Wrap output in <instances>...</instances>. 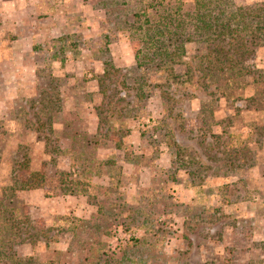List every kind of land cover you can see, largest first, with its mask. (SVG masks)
Here are the masks:
<instances>
[{
  "label": "rangeland",
  "instance_id": "1",
  "mask_svg": "<svg viewBox=\"0 0 264 264\" xmlns=\"http://www.w3.org/2000/svg\"><path fill=\"white\" fill-rule=\"evenodd\" d=\"M101 1L109 15L99 11ZM196 1L179 0L182 13H195ZM218 1L221 22L245 13L249 30L239 36L213 26L197 34L186 18L179 40L164 38L170 56L150 62L140 25L155 21L151 0H80L73 36H57L68 43L63 58H75L64 60L65 76L45 65L37 84L19 87L32 98L10 101L0 114V210L24 219L35 241L16 245L20 255L40 264H264V34L253 30L264 0ZM255 33L243 57L226 51V42ZM222 46L227 56L217 63ZM36 56L41 61L43 51ZM231 61L245 65V74L218 71ZM105 107L98 129L95 115ZM111 111L134 133L119 140ZM161 135L177 143L152 151ZM144 139L147 146L139 144ZM23 155L43 174L42 187L4 189L24 177L15 164ZM6 217L0 213V224Z\"/></svg>",
  "mask_w": 264,
  "mask_h": 264
},
{
  "label": "trees",
  "instance_id": "2",
  "mask_svg": "<svg viewBox=\"0 0 264 264\" xmlns=\"http://www.w3.org/2000/svg\"><path fill=\"white\" fill-rule=\"evenodd\" d=\"M179 0H176L174 3L175 4H165V0H151L150 4L152 7L156 8L155 12L156 15L154 17L155 21L150 23L149 18H146L144 20V22H146L145 27H143V25H140V29H142L143 35H144V39H145V44H147V50L152 51V56L149 59L150 62H153V59L156 57L159 58H163L165 56H170L169 54H167V49H165V41L164 38L167 40H169V43H172L173 41H177L180 39L181 36H183V34H185V29H183L184 27H186V24L184 22L187 21L186 18H188L189 22L188 24L190 25V28H193V31L197 32V34H202L203 32L209 31L213 26L216 27H222L223 29L222 34H225L227 32V30H232L236 33H238V35L240 36L241 33H243L244 30H249V26L247 24L244 23V15L245 13H240L238 15H230L228 17V19L226 21H220L221 20V16H223L225 14L224 9H217L216 11V7L218 5H221L222 3H220L218 0H197L196 1V12L195 13H186V15H184L182 13V9H181V5L178 2ZM107 3L105 1H101V7L99 8L100 12L104 13L105 15H109L110 10H108L107 8ZM214 5V7L212 6ZM262 6L260 7L259 10H261L262 12H264V2L261 4ZM213 7V8H212ZM220 7V6H219ZM241 8L238 9V11ZM70 11H68V14L71 15V17H69V23L71 24V26H73V20L74 19H80V13L81 10H83V8H81V5H73L71 9H69ZM236 16V17H235ZM254 18H256V25L255 28L253 29L254 31H260L257 32L258 34H264V18L259 19V17L261 18V15H254ZM253 18V19H254ZM236 22V27H238V29H232V23ZM217 25H214L216 24ZM242 23H244V27H239L240 25H242ZM192 25V26H191ZM76 28H79V25L77 24L75 26V30ZM139 28V27H138ZM246 32V31H244ZM252 32V31H251ZM221 33V32H220ZM236 36V34H235ZM255 36L256 33L253 34V36L250 38L249 40V36L248 37H244V38H239V41H228L225 43V46L227 47L226 51H230L232 50V54L235 53H239L240 57H243L245 55V53H247L248 48L250 47V45L254 44L255 41ZM173 37H176V39H173ZM236 39V38H235ZM62 41L64 42L65 39L60 37V39L58 37H51L48 42L44 45V49L42 47H37L39 50H43V57L42 60L45 61V65L48 69H52L54 68L55 70L59 71L63 76L65 70V66H63V62L65 61H74L75 58L74 57H68L67 58H63L64 57V53L63 50H65L64 48H66L67 44H61ZM70 45H73V43H70ZM224 46H222L221 48H223ZM235 47V48H233ZM71 48H75L74 46H72ZM51 49H54L53 51H51ZM223 49H218L216 50L217 55L214 59L215 62L217 63H221L222 59H225V57L227 56V52L222 53ZM51 51V52H50ZM53 52V53H52ZM166 55H163L165 54ZM142 54V51L137 49L135 51V60H136V65L138 68L143 69L144 64L143 63V56L141 57L140 55ZM229 55V56H230ZM62 56V57H61ZM53 59V60H52ZM221 59V60H220ZM104 62H102L103 64ZM239 61H235V62H230V64L227 67H221L219 68V72H223V74H230V78H233L234 76L237 77L239 75L245 74V65H243L242 63H239ZM150 64V63H149ZM215 69V68H214ZM108 70L106 65L104 64V71ZM193 69H188L185 72L182 73V75L185 76H189L190 73H192ZM203 70V69H200ZM106 72V71H105ZM247 72V71H246ZM108 73V72H107ZM60 74L59 77H56L58 80H66V78L62 77ZM105 74V73H104ZM181 74V73H180ZM52 75H55L54 72ZM105 76V75H104ZM103 76V77H104ZM178 77H181L178 75ZM54 78V77H51ZM62 78V79H61ZM121 84L123 85V87L125 88L126 85L125 82H121ZM122 87V89L124 90V88ZM129 89V88H128ZM134 90H136L135 92V96H138L139 94L141 95V87L140 85L135 86L134 84ZM100 93H104L105 94V88L101 89L99 91ZM49 101V98H47ZM91 104L90 102H87V105ZM90 114H93V111H90L91 107H88ZM110 109H108V107H105V109H101V111H97L96 115L99 120H97L98 122V129H100V122L104 123L101 119L102 114H104L105 117H107L106 112H108ZM137 113L140 115V111L139 109H137ZM55 115V113H54ZM82 113L78 110H76V116L77 118L79 116H81ZM68 116H70V112L68 113ZM111 116L113 118V124L115 129L119 130L120 132V138L119 140H123L122 138H124L125 135L128 134H133L134 131H131V129L128 128H124L122 125H119L117 123L118 119H117V113L116 112H112L111 111ZM57 118V120L54 119V123L58 122V116L56 114L55 116ZM101 119V121H100ZM131 120L136 119V116H130ZM91 124V123H90ZM106 124V123H105ZM111 126H108L107 129H110ZM160 127L159 126H155L154 130H153V134L159 130ZM87 132V131H85ZM84 133V132H83ZM142 134V133H141ZM145 133H143L144 136ZM84 135H86L84 133ZM170 135V134H168ZM170 137V136H169ZM85 140V137H82ZM160 140H152V143H154L152 145V151L158 150L157 147L159 146H165V145H174V143H177L175 141V139H173V142H171L169 140V138H167V135H161ZM83 140V141H84ZM88 144L92 145L91 143V139H86V141ZM149 142L146 139L139 141V144L141 143L143 146H147V143ZM121 141H119V145L117 144V148H120L122 146H120ZM86 144V143H85ZM149 145V143H148ZM125 155H127V157L132 158V156L134 154L130 153V152H126L124 153ZM24 156V155H23ZM134 158V157H133ZM126 160V158H125ZM29 158H27L26 156H24V158L21 161H18L17 166H21L20 170L23 173H19V176H24V177H19L20 179L17 181L18 183V187H15L14 185L12 187H4V189H9L12 192H15V190L19 189H35V188H39L42 187L43 185V174L41 172H38L37 169H30V165L28 163ZM134 162V161H133ZM18 171V170H17ZM61 182H64V180L62 179V176L60 177ZM15 189V190H14ZM6 193V192H4ZM3 193V194H4ZM4 196H6V194H4ZM14 196V195H13ZM3 206H1V212H4L7 217L6 220L4 221L3 224H0V264H40L37 261H34L33 258L30 256L24 257L22 255L19 254L18 252V248H16L17 246H20L23 243H26L25 241L27 240L28 242H30L31 244H34L35 241H33L31 238L30 234L24 230V227L26 225V221L24 219H16L15 217H13V210L11 209H4L2 210ZM4 208H6L4 206ZM6 233L7 237L5 238V236H3V234ZM15 237H20V240L17 241L16 243L13 242V238ZM30 240V241H29ZM32 240V241H31ZM38 240H36L37 242ZM46 245L49 244L48 242H46L45 238H43L42 240ZM141 241H139V239H135L133 244H140ZM48 247V246H46ZM56 248L52 249L51 252H53V255L56 252ZM51 261H49L50 264H53L54 261H52V259H50ZM55 264H59L58 262H56Z\"/></svg>",
  "mask_w": 264,
  "mask_h": 264
},
{
  "label": "crops",
  "instance_id": "3",
  "mask_svg": "<svg viewBox=\"0 0 264 264\" xmlns=\"http://www.w3.org/2000/svg\"><path fill=\"white\" fill-rule=\"evenodd\" d=\"M80 3V0H0V114L11 110L12 105L7 104L10 101L32 98V93L19 87L39 82L37 71L45 68V61L37 58L43 51L37 47L44 49L51 37L64 33L73 36L68 11Z\"/></svg>",
  "mask_w": 264,
  "mask_h": 264
}]
</instances>
